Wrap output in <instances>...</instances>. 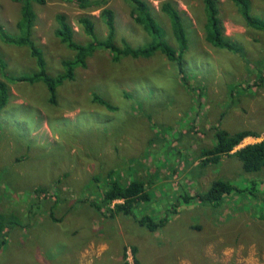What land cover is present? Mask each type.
Returning a JSON list of instances; mask_svg holds the SVG:
<instances>
[{
	"label": "rangeland",
	"instance_id": "1",
	"mask_svg": "<svg viewBox=\"0 0 264 264\" xmlns=\"http://www.w3.org/2000/svg\"><path fill=\"white\" fill-rule=\"evenodd\" d=\"M84 1L92 5L80 7ZM147 1L161 28L155 36L133 21L124 0L32 3V28L21 3L0 0L2 31L15 40L29 35L42 49L54 78L64 73L62 60L75 55L55 35L57 14L66 16L75 41L83 46L91 36L79 17H90L95 39L103 40L107 31L100 14L108 7L114 13L117 44L143 47L161 34L170 48L183 51L178 62L161 52L114 59L111 52L92 47L85 66H77L74 77L58 86L54 103L43 84L12 82L0 65V80L9 84L5 97L10 99L0 111V223L5 225L0 264H80V253L74 251L78 248L89 263L121 264L125 245L135 244L142 254L134 256L127 248L130 264H196L194 259L197 264H264V169L245 173L233 154L264 139V30L247 27L233 4L220 0L224 33L241 49L236 53L205 40L207 13L201 0ZM165 1L178 11L185 49L172 32L170 17L160 9ZM251 1V14L264 21V2ZM0 60L14 76L38 69L26 48L1 37ZM95 94L112 108L94 101ZM223 110L231 120L226 127L250 128L258 137H246L213 163L203 152L215 142V130L222 129L218 118ZM107 176L121 182L142 178L149 199L139 202L135 211L155 221L168 213L164 226L150 232L129 217L111 215L106 208L95 214L81 203ZM252 177L260 179L259 195L257 190L255 195L241 190L217 205L182 201L183 195L205 193L214 180L253 192L248 183ZM52 199L59 226L49 219ZM73 201L78 205L69 210ZM122 220L127 225H121ZM38 225L42 245H31L34 239L28 233ZM51 250L62 251V256L55 259Z\"/></svg>",
	"mask_w": 264,
	"mask_h": 264
},
{
	"label": "trees",
	"instance_id": "2",
	"mask_svg": "<svg viewBox=\"0 0 264 264\" xmlns=\"http://www.w3.org/2000/svg\"><path fill=\"white\" fill-rule=\"evenodd\" d=\"M21 3V11L26 19L28 27L32 28L36 19V13L33 9L32 3L43 4L46 0H13ZM73 1V0H66ZM79 1V0H78ZM130 8V15L136 24L140 25L145 32L157 35L161 32V28L156 22L154 15V7L148 3L147 0H124ZM205 6L207 19L205 23V40L217 47L225 48L227 50L239 53L240 47L224 33L223 22L220 14V0H201ZM264 2V0H261ZM236 8L237 12L241 16L242 20L247 27L253 29L264 30V21L259 17H255L251 14L252 11V1L251 0H229ZM91 3L86 1L79 4L80 7L91 6ZM160 9L164 14H167L170 17L172 32L175 37H178L182 42L184 49L186 48V38L184 31L180 22V17L178 15L177 9L171 2L165 1L160 4ZM33 10V12H32ZM220 14V15H219ZM100 17L103 21V24L106 28L107 34L103 40H96L94 35V25L91 21V18L88 16H81L78 19V22L82 25L85 33L91 38V41L87 46H83L81 43H78L74 39L73 28L69 23L68 19L63 14H57L55 16L56 29L55 35L60 40L61 43L65 44L71 51H74L75 55L72 59L62 60V65L64 68V73L58 76L57 78L52 77L47 72L46 61L44 54H42V49H40L33 40L29 38V35H24L21 38L15 40V38H10L2 31V26L0 25V37L4 41H7L11 44H16L26 48L29 55L33 58L35 64L38 66V69L31 75L26 76H14L7 73L4 70V64L0 60V65L2 66V75L8 77L12 82H30V84L41 83L49 94V101L55 102L57 88L65 79H72L74 77V70L77 66L84 67L85 60L87 58L88 49L96 47L103 49L108 53H112L114 59H119L122 56H132V57H150L156 52H161L166 55L167 60L181 61L182 52L173 50L169 47L166 42H163L161 34L160 39L153 41L147 46L141 47H131L126 41H123L122 44H117L115 42V27H114V13L110 8H104L101 11ZM21 22L17 23L19 25ZM35 70V69H34ZM9 92L8 86L2 80H0V93L3 95L0 96V111H2L8 104L9 98L5 97V93ZM94 101H97L101 104L106 105L109 108H112L105 100L100 98L98 94L93 95ZM248 136L258 137L257 133L251 129H242L230 133L226 130L216 129L214 133L215 142L211 143L209 148H205L203 154L206 160H209L213 163L218 162L221 159L222 155L230 154V152L241 143V141ZM235 157L240 161L241 168L245 173L253 174L258 173L264 169V139L254 143H248L233 153ZM205 160V161H206ZM0 171L4 173L3 167H0ZM14 179L16 177L13 174ZM104 176V175H103ZM102 176H97V180H100ZM260 179L257 177H252L249 179V186H253V192L248 189L240 188L236 185L230 184L222 180H214L208 187L205 193H200L195 196L183 195L182 201H191L199 200L205 201L211 205H217L221 200H223L227 195H231L234 192L243 190V192L252 193L255 195L257 190V184ZM98 184L94 188H90V196L87 199H84L83 202L92 207L95 214H101L102 209L106 208L110 211V214H120L125 217H129L135 226L145 227L148 231L154 232L160 227H163L167 218V214L160 215L158 221L153 220L147 214L136 213L135 206L142 201L149 199V195L145 190V182L140 177H135L128 182H121L119 179L114 178L111 181L106 182H97ZM42 189V188H41ZM257 195L259 192L257 190ZM52 206L50 215L51 218L56 222L60 221L59 217L56 216L55 209L56 200L52 199ZM115 201H119L114 203ZM72 206L69 210H74L76 208L74 205H78L76 201L72 202ZM111 204H114V207H110ZM64 208H67V203H63ZM68 209V208H67ZM2 215V213H0ZM64 218V215H63ZM121 225H127L125 220H122ZM5 228L4 223H0V236L3 234V229ZM115 239L120 241V234L118 231L115 232ZM0 237V238H1ZM3 241L0 242V244ZM138 244L135 245H125L124 253L127 255V248L131 251L132 255L138 256L142 254V249H138ZM124 254L122 264H130ZM133 256V257H134ZM136 262L139 261L135 260ZM197 264V260L194 259Z\"/></svg>",
	"mask_w": 264,
	"mask_h": 264
},
{
	"label": "crops",
	"instance_id": "3",
	"mask_svg": "<svg viewBox=\"0 0 264 264\" xmlns=\"http://www.w3.org/2000/svg\"><path fill=\"white\" fill-rule=\"evenodd\" d=\"M230 85H231L230 87L233 88V85L232 84H230ZM234 114H235V118H237L238 115L236 113H234ZM44 121L46 123L47 119H45ZM218 121H219V126L222 127V130H226V131H228L230 133H233V132H236L238 130L239 131L241 130L240 128H238V129L235 128V130H231V127H226L231 122V120L228 119V112L227 111H224L223 110L219 114ZM243 125H248V124H243ZM244 129H250V128H244ZM58 133H60V132H58ZM248 137H251V136H248ZM49 219L55 221L51 217H49ZM42 224H43V222H41V225ZM56 224H57V226H59L61 224V221L56 222ZM41 225H38V226L34 227L35 228V232L34 233H28V237L30 239L31 238L34 239L31 245H42V243H41V236H40ZM47 231L49 232L50 230L48 229ZM51 232H52V234H54V230L53 229L51 230ZM51 244H47V245H51ZM61 245H63V244H61ZM49 247L51 248V246H49ZM62 251H65L64 247L62 248ZM62 251H60V250H51V255H54L55 259L60 258L62 256L61 255L62 254ZM74 251L75 252L78 251L80 253L79 258H78L80 264H94V261H92L91 263H89L90 261L85 257V251L82 250V248L74 249ZM45 252L47 253V250Z\"/></svg>",
	"mask_w": 264,
	"mask_h": 264
}]
</instances>
